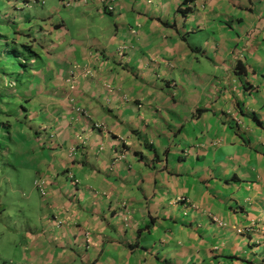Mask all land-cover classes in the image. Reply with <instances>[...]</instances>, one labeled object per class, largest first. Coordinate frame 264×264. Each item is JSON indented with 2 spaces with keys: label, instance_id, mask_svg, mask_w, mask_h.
Instances as JSON below:
<instances>
[{
  "label": "crops",
  "instance_id": "0c3cea01",
  "mask_svg": "<svg viewBox=\"0 0 264 264\" xmlns=\"http://www.w3.org/2000/svg\"><path fill=\"white\" fill-rule=\"evenodd\" d=\"M48 1L21 264H264V0Z\"/></svg>",
  "mask_w": 264,
  "mask_h": 264
},
{
  "label": "trees",
  "instance_id": "16d2710c",
  "mask_svg": "<svg viewBox=\"0 0 264 264\" xmlns=\"http://www.w3.org/2000/svg\"><path fill=\"white\" fill-rule=\"evenodd\" d=\"M51 5L48 0H0V173L2 176H6L9 169L19 170L16 164L18 142L22 137H27L23 133L24 129L34 132L33 127L28 125L32 121L30 119L32 99L27 96L31 83L27 89L26 87L27 81L34 72L33 59L39 56L38 51L42 47L36 33L49 26L50 22L49 18L42 19V11L43 9L50 11ZM70 5L72 1H66L62 6L70 7ZM24 10L26 12H22L19 16H13L12 11L20 13ZM2 28H7L10 32L5 33ZM34 187L38 189L35 183Z\"/></svg>",
  "mask_w": 264,
  "mask_h": 264
},
{
  "label": "rangeland",
  "instance_id": "374dc122",
  "mask_svg": "<svg viewBox=\"0 0 264 264\" xmlns=\"http://www.w3.org/2000/svg\"><path fill=\"white\" fill-rule=\"evenodd\" d=\"M2 31L9 33L7 28ZM194 44L202 43L203 39L194 38ZM35 60V59H33ZM27 87L30 80L27 81ZM34 102L30 104V111H34ZM36 113H40L39 107L35 108ZM32 126V123H28ZM35 133L30 132L29 135ZM38 142V139H32ZM20 145V142H18ZM18 148V147H17ZM1 172V171H0ZM10 175L0 173V264H21L23 255L21 251L26 249L27 237L34 234L38 228V191L34 187L35 170H22L20 177L15 172ZM33 246V242H29ZM27 251V250H26Z\"/></svg>",
  "mask_w": 264,
  "mask_h": 264
},
{
  "label": "built area",
  "instance_id": "2783aa9c",
  "mask_svg": "<svg viewBox=\"0 0 264 264\" xmlns=\"http://www.w3.org/2000/svg\"><path fill=\"white\" fill-rule=\"evenodd\" d=\"M74 1H76V0H72V2H74ZM76 111L80 115H86L84 109H82L81 107H78L76 109ZM35 184H36V187L41 191L42 195H45V185H44V183L41 182V181H36Z\"/></svg>",
  "mask_w": 264,
  "mask_h": 264
}]
</instances>
